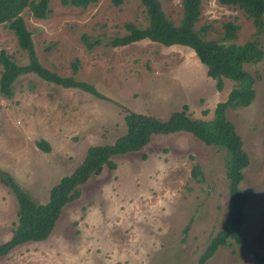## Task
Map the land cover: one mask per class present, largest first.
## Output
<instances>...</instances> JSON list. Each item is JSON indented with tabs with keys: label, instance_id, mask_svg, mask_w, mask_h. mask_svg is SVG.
<instances>
[{
	"label": "rangeland",
	"instance_id": "374dc122",
	"mask_svg": "<svg viewBox=\"0 0 264 264\" xmlns=\"http://www.w3.org/2000/svg\"><path fill=\"white\" fill-rule=\"evenodd\" d=\"M159 1L177 24L182 0ZM50 8L45 19L27 9L22 13L40 63L71 76L77 60L75 78L92 84L103 97L33 74L16 80L11 98L0 95V168L39 202H46L51 187L82 162L88 147L112 143L124 134L127 111L165 120L185 109L192 118L210 120L233 86L224 79L218 90L186 46L150 40L106 45L125 33V23H147L139 0L119 6L98 0L86 7L51 0ZM227 22L238 26L230 42L257 41L264 50V30L242 10L201 0L197 26L209 27L207 38L221 39ZM83 33L102 43L88 50ZM0 50L26 63L6 25H0ZM245 69L259 74L255 97L248 106L227 110L226 116L249 158L239 184L248 197L240 231L250 248L264 256V58ZM41 141L48 151L37 146ZM224 159L223 149L190 133L154 135L141 151L115 156L114 169L104 167L81 184L79 197L64 206L46 240L15 248L0 256V264H195L225 224L229 194ZM17 210L14 196L0 181V242L16 227ZM204 264L259 263L233 242L220 246Z\"/></svg>",
	"mask_w": 264,
	"mask_h": 264
},
{
	"label": "trees",
	"instance_id": "16d2710c",
	"mask_svg": "<svg viewBox=\"0 0 264 264\" xmlns=\"http://www.w3.org/2000/svg\"><path fill=\"white\" fill-rule=\"evenodd\" d=\"M51 0H0V25H6L14 34L18 47L24 52L26 63H17L5 50H0V95L11 98L16 80L26 74L63 88H74L103 97L96 88L75 78L78 61L72 63V75L61 76L43 66L37 56L32 34L28 30L22 13L29 10L38 19H45L50 13ZM98 0H60L63 6L86 7ZM119 6L126 0H110ZM144 6L147 23L124 24L125 33L110 38L106 45L122 47L142 40H150L164 46L182 45L194 51L199 61L206 67L209 77L216 80V88H223V80L233 82L226 99L218 102L210 120L192 118L185 109L175 111L165 120L149 114L127 111L124 114L125 132L114 142L93 145L87 148L82 162L49 191L46 202H39L14 176L0 168V181L4 182L14 196L18 210V221L9 239L0 242V256H5L15 248L29 242L46 240L52 233L64 206L76 200L80 185L98 175L104 167L114 169L113 158L131 152L141 151L154 135L178 132L190 133L208 146H216L225 151V177L229 194V208L224 226L209 240L195 264H204L220 246L237 243L259 264H264V256L253 251L241 234L247 195L239 188L243 170L249 158L243 149L240 135L227 118L229 109L248 106L255 97L254 84L259 74H252L245 65H254L264 58V50L257 41L244 44L230 42L236 37L238 26L227 22L223 25L221 39L207 38L209 27L197 26L201 14V0H182V14L179 22H172L163 11L159 0H139ZM221 5L236 7L252 19L255 27L264 30V0H217ZM81 40L88 50L102 43L100 37H90L83 33ZM37 146L44 151L50 148L44 141ZM198 167H193L196 175Z\"/></svg>",
	"mask_w": 264,
	"mask_h": 264
}]
</instances>
